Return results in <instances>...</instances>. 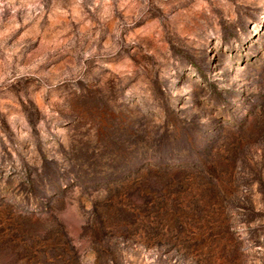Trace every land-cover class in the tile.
I'll return each mask as SVG.
<instances>
[{"label": "rangeland", "instance_id": "obj_1", "mask_svg": "<svg viewBox=\"0 0 264 264\" xmlns=\"http://www.w3.org/2000/svg\"><path fill=\"white\" fill-rule=\"evenodd\" d=\"M0 264H264V0H0Z\"/></svg>", "mask_w": 264, "mask_h": 264}]
</instances>
